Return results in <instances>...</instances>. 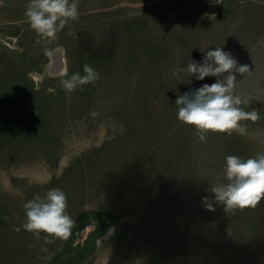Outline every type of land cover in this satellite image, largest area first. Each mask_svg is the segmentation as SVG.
Masks as SVG:
<instances>
[{"label":"rangeland","instance_id":"1","mask_svg":"<svg viewBox=\"0 0 264 264\" xmlns=\"http://www.w3.org/2000/svg\"><path fill=\"white\" fill-rule=\"evenodd\" d=\"M28 3L0 0V264H264V199L226 212L211 191L226 156L264 151V0H78L55 40ZM216 47L248 66L234 94L260 118L201 141L175 101L217 78L173 70ZM85 64L99 79L67 93ZM53 187L67 239L23 227Z\"/></svg>","mask_w":264,"mask_h":264},{"label":"clouds","instance_id":"2","mask_svg":"<svg viewBox=\"0 0 264 264\" xmlns=\"http://www.w3.org/2000/svg\"><path fill=\"white\" fill-rule=\"evenodd\" d=\"M217 2L221 3V0ZM24 15L40 37L55 40L57 33L69 22L79 19L78 0H29ZM246 71L247 65L237 66V61L221 47L207 51L202 63L191 60L186 68L174 69L173 75L187 72L198 80L217 78L214 83L203 84L177 97V119L193 127L201 141L209 132L244 135L246 126L241 121L255 122L260 118L257 110L246 112L241 105L247 101L234 94L235 73ZM83 73L69 76L65 70L64 78L60 80L61 88L71 93L99 79V73L88 64L83 66ZM223 171L226 183L213 185L211 191L226 212L254 209L264 199V151L248 158L228 155ZM23 208L26 216L23 227L37 237L44 233L46 237L67 239L75 225L67 212V195L58 187L48 189L44 195H35Z\"/></svg>","mask_w":264,"mask_h":264}]
</instances>
